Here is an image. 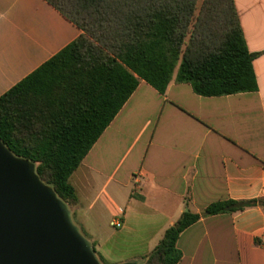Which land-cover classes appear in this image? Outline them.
<instances>
[{
    "label": "crops",
    "instance_id": "obj_1",
    "mask_svg": "<svg viewBox=\"0 0 264 264\" xmlns=\"http://www.w3.org/2000/svg\"><path fill=\"white\" fill-rule=\"evenodd\" d=\"M233 2L257 90L202 96L173 74L161 94L140 80L69 176L72 219L109 264L137 263L186 209L200 218L176 264H264V0ZM81 33L46 0H0V96ZM227 199L257 202L203 215Z\"/></svg>",
    "mask_w": 264,
    "mask_h": 264
},
{
    "label": "trees",
    "instance_id": "obj_2",
    "mask_svg": "<svg viewBox=\"0 0 264 264\" xmlns=\"http://www.w3.org/2000/svg\"><path fill=\"white\" fill-rule=\"evenodd\" d=\"M46 1L82 33L0 96V140L34 162L68 208L76 202L69 176L140 80L161 94L173 74L202 96L257 90L255 54L233 0H203L197 14L196 0ZM256 202L217 201L202 213H231ZM259 203L264 209V198ZM199 218L184 210L136 264H176L177 238Z\"/></svg>",
    "mask_w": 264,
    "mask_h": 264
},
{
    "label": "water",
    "instance_id": "obj_3",
    "mask_svg": "<svg viewBox=\"0 0 264 264\" xmlns=\"http://www.w3.org/2000/svg\"><path fill=\"white\" fill-rule=\"evenodd\" d=\"M0 264H102L34 162L14 155L1 140Z\"/></svg>",
    "mask_w": 264,
    "mask_h": 264
},
{
    "label": "rangeland",
    "instance_id": "obj_4",
    "mask_svg": "<svg viewBox=\"0 0 264 264\" xmlns=\"http://www.w3.org/2000/svg\"><path fill=\"white\" fill-rule=\"evenodd\" d=\"M202 1L203 0H196V10H195V14H197L198 13V10H199V8H200V6H201V4H202ZM71 213V212H70ZM71 218H72V216H71ZM72 221L74 222V220L72 219ZM75 223V222H74ZM80 229V228H79ZM115 229H117V228H115ZM80 231H81V233L85 236V234H84V232L80 229ZM86 237V236H85ZM119 253H122V250H118V251H116V253L114 254V255H119ZM97 256H98V258H99V255L97 254ZM100 260V259H99ZM101 261V263L102 264H109V263H107V262H105L104 260H100ZM136 262H141V259L140 258H137V260H136Z\"/></svg>",
    "mask_w": 264,
    "mask_h": 264
},
{
    "label": "built area",
    "instance_id": "obj_5",
    "mask_svg": "<svg viewBox=\"0 0 264 264\" xmlns=\"http://www.w3.org/2000/svg\"><path fill=\"white\" fill-rule=\"evenodd\" d=\"M111 226L115 227V228H120L122 223L120 220H117V219H113L111 222H110Z\"/></svg>",
    "mask_w": 264,
    "mask_h": 264
}]
</instances>
